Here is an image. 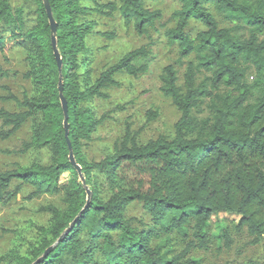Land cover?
Here are the masks:
<instances>
[{"label": "trees", "instance_id": "obj_1", "mask_svg": "<svg viewBox=\"0 0 264 264\" xmlns=\"http://www.w3.org/2000/svg\"><path fill=\"white\" fill-rule=\"evenodd\" d=\"M35 1V25L29 27L20 9L0 0V55L8 43L25 52L24 78L35 92L20 101L10 99L17 112L0 109V140L31 122L30 139L20 153L47 150L50 160L0 171V207L30 187L26 201L60 194L64 209L42 208L50 221L39 230L38 240L24 255L13 250L4 260L194 264L189 254L208 249L205 229L220 214L237 217L235 230H246L251 244L258 245L264 237V0H177L175 26L164 32L167 43L176 46L177 59L159 77V92L179 113L173 136L139 144L126 128L112 154L98 162H88L82 153L104 123V117L95 118L90 104L108 99L106 91L119 85L117 75H146L152 43L126 54L92 81L87 40L97 36L112 41L115 35L95 31L97 23L90 18L118 14L125 27L148 38L162 15L145 8L143 0H48L62 61L59 73L46 11L42 0ZM213 11L226 27H220ZM192 22L203 27L193 37L188 33ZM178 66H184L181 84ZM249 71L254 72L251 85ZM201 74L206 77L198 83ZM60 76L68 106V139L84 185L69 162ZM206 103L209 116L198 118ZM132 204L141 206L147 222L126 217ZM222 234L230 247L228 231ZM174 239L182 245L179 251Z\"/></svg>", "mask_w": 264, "mask_h": 264}, {"label": "rangeland", "instance_id": "obj_2", "mask_svg": "<svg viewBox=\"0 0 264 264\" xmlns=\"http://www.w3.org/2000/svg\"><path fill=\"white\" fill-rule=\"evenodd\" d=\"M120 0H102V3L113 2L118 4ZM145 8L151 11H159L161 21L156 26L155 32H150L149 37H139L132 26L125 27L118 14L112 19L92 16L90 19L97 23L95 31L113 33L112 41L90 37L87 46L91 50L89 55L90 79L95 81L108 67L116 64L126 54L152 43L151 56L146 62L148 73L140 78H131L127 75H117V88L106 91L108 99L105 101L94 100L90 104L97 120L104 117V123L97 127L92 135V141L82 148V153L88 162H98L112 154L113 147L119 143L126 131L129 132L139 144L157 139L160 136L171 138L173 127L179 118V113L159 92V77L164 67L174 64L177 59L176 46H170L164 32L175 26L173 13L179 9L177 0H143ZM13 9H20L27 26L35 25L37 4L35 0H10ZM213 14L220 27H226L222 18L214 11ZM203 27L192 22L188 33L193 37ZM178 78L181 77L184 66H178ZM27 67L25 64V52L15 43H8L3 54L0 55V109L7 112H17V101L26 95L35 94L30 82L24 78ZM206 75H199L197 82L203 81ZM254 72L247 74V83L251 85ZM207 103L197 114L198 118L209 116ZM152 114V115H151ZM157 117L151 121L154 115ZM1 130V123H0ZM31 136V122L26 123L19 132L8 140H0V171L5 172L17 167L25 168L33 164L46 165L49 163L50 154L47 150H29L20 153L23 144L27 143ZM63 179H67L63 176ZM32 192L30 187H23L21 195L6 207H0V264H9L4 257L15 250L24 255L35 244L39 237V230L46 228L50 221V215L41 209L52 206L63 210L62 196L42 195L31 201L25 198ZM126 217L136 221L147 222L140 205L132 204L128 207ZM238 218L235 216L220 214L214 216L208 223L205 231L209 239V247L206 251H192L189 258L194 264H264V237L258 245H252L246 230L238 233L235 230ZM227 230L231 239L228 247L222 231ZM177 250L182 248L178 239Z\"/></svg>", "mask_w": 264, "mask_h": 264}, {"label": "water", "instance_id": "obj_3", "mask_svg": "<svg viewBox=\"0 0 264 264\" xmlns=\"http://www.w3.org/2000/svg\"><path fill=\"white\" fill-rule=\"evenodd\" d=\"M42 3L44 5L46 14H47V18H48V23L51 29V46H52V50H53V54L54 57L56 59L57 65H58V71L59 73L61 72V68H62V61L59 55V52L57 50V46H56V26H55V22L54 19L52 17V13H51V9L48 3V0H42ZM58 91H59V97H60V104H61V108L63 111V129H64V137L65 140L67 142L68 145V149H69V162L71 163L72 166L75 167L79 179L82 182V184L84 185V178L81 174V169L78 165H76L75 161H74V157H73V153H72V148H71V143L68 139L69 136V125H68V106H67V102L64 99L63 95H62V77H59V83H58ZM86 189V188H85ZM87 192V202L90 200V193L89 191L86 189ZM40 260H37L36 262H34V264H39Z\"/></svg>", "mask_w": 264, "mask_h": 264}]
</instances>
